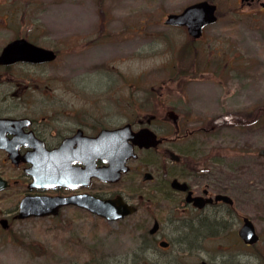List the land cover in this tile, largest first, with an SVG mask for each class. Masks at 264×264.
I'll list each match as a JSON object with an SVG mask.
<instances>
[{"label": "rangeland", "instance_id": "1", "mask_svg": "<svg viewBox=\"0 0 264 264\" xmlns=\"http://www.w3.org/2000/svg\"><path fill=\"white\" fill-rule=\"evenodd\" d=\"M200 1L214 4L217 15L200 39L164 25L168 14ZM259 8L248 12L240 0H0V50L19 33L57 51L53 63L31 71L64 74L67 103L102 126L135 120L157 104H173L203 126L218 116L230 118V126L201 140L203 152L218 160L239 191L233 206L220 210L228 218V235L215 236L213 224V237L195 239L191 247L197 259L223 264L230 250L243 248L232 233L247 217L260 241L239 262L255 264L257 257L264 261V158L257 154L264 149V9ZM15 202L0 195V214ZM137 219L109 223L68 208L57 217L15 222L12 232L0 230V264H130Z\"/></svg>", "mask_w": 264, "mask_h": 264}, {"label": "flooded vegetation", "instance_id": "2", "mask_svg": "<svg viewBox=\"0 0 264 264\" xmlns=\"http://www.w3.org/2000/svg\"><path fill=\"white\" fill-rule=\"evenodd\" d=\"M256 4L260 10L264 9V2L260 0L242 2V6L248 7V12ZM165 26L186 30L185 27ZM20 40L49 49L36 45L28 34L17 33L1 48L0 54L8 44ZM50 50L56 54L53 61L0 63V185L3 184L0 195L16 198L15 204L0 214V230L12 232L15 222L32 218H17L24 197L89 195L112 201L114 209L119 212L131 211L113 222L139 216L134 225L136 246L129 254L130 264H213L197 259L194 252L197 249L191 246L198 239L205 241L213 237V224L214 231H218L215 236L224 232L228 235V218L222 216L226 214H221L220 210L230 209L236 200L234 195L239 196V191L232 185L234 179H229L227 173L220 170L218 160L203 152L201 140L216 128L226 127L231 119L218 116L203 126L202 120L180 113L173 104H157L135 120L126 117L123 123L102 126L99 119L89 120L84 117V111H75L73 105L67 103L68 78L64 74H36L31 71L49 66L57 59V51ZM18 67L26 70L12 72ZM122 128L127 129L125 140L133 145L135 154L124 163L125 172L117 176L107 174L104 180L89 177L92 169L105 168L108 164L98 159L86 169L84 162L80 161L73 163L72 177L64 186L43 188L32 185L33 178L26 172L32 167V160L56 156L54 151L66 140L71 139L70 151H75L85 137H96L101 130ZM141 133H146L152 145L140 148L132 143L133 136L138 134L141 137ZM114 177L118 179L112 181ZM173 182L178 185H173ZM216 196H226L232 203L216 199ZM68 208L86 211L67 205L60 208L57 215L46 217H57ZM213 213L217 216L213 217ZM242 218L239 228L237 231L232 229V234L243 248L235 250V254L230 250L231 254L226 256L228 258L223 260V264H241L239 257L245 255L244 250L255 247L260 241L258 235L259 240L249 245L239 237ZM202 251L206 252V249ZM257 259L255 264H264L260 258Z\"/></svg>", "mask_w": 264, "mask_h": 264}, {"label": "water", "instance_id": "3", "mask_svg": "<svg viewBox=\"0 0 264 264\" xmlns=\"http://www.w3.org/2000/svg\"><path fill=\"white\" fill-rule=\"evenodd\" d=\"M248 0H240L246 2ZM216 6L207 1H200L185 7L179 13H171L166 16L165 25L185 27L187 34L198 39L204 27L216 22ZM56 54L50 49H44L30 45L20 40L8 44L0 54V63L9 64L16 61L31 63H42L53 61ZM126 128L117 130H101L96 137H85L83 142L78 143L79 148L70 151L71 139L66 140L59 149L54 151L56 156L52 158L44 157L41 160L31 161L32 167L26 172L32 176L33 183L36 187H61L64 186L69 178L72 177V165L75 162L83 161L86 169L89 168L98 159L108 164V167L92 169L91 176H96L102 180L105 175H118L125 172L124 163L129 157H135L132 151L133 145L128 144L125 140ZM145 132V131H144ZM137 134L132 138V143L141 147H149L147 135ZM154 144V143H153ZM68 148V151H67ZM264 158V149L257 153ZM59 156V157H58ZM113 178L112 181H116ZM177 184L173 182V185ZM184 187V185L182 186ZM3 184L0 185V189ZM216 199H223L228 203L232 201L226 196H216ZM196 202L200 199H194ZM67 205H73L80 209L88 211L90 214L104 218L109 222L116 221L131 213L130 210L119 212L113 207L112 201L101 200L89 195H77L71 197H24L20 204V210L17 215L18 219L38 218L46 216H55L58 210ZM201 206V204H200ZM239 237L245 244H255L259 237L250 219L242 218V226L238 231ZM205 264V263H200Z\"/></svg>", "mask_w": 264, "mask_h": 264}, {"label": "trees", "instance_id": "4", "mask_svg": "<svg viewBox=\"0 0 264 264\" xmlns=\"http://www.w3.org/2000/svg\"><path fill=\"white\" fill-rule=\"evenodd\" d=\"M231 122V120H229V122H227V123H230ZM236 122L234 121V124H235ZM228 126H230V125H228Z\"/></svg>", "mask_w": 264, "mask_h": 264}]
</instances>
